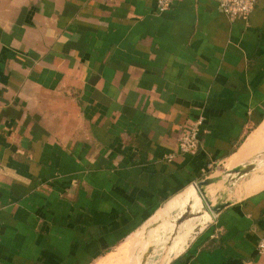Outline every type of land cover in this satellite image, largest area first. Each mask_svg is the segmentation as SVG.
Here are the masks:
<instances>
[{
    "label": "crops",
    "instance_id": "crops-1",
    "mask_svg": "<svg viewBox=\"0 0 264 264\" xmlns=\"http://www.w3.org/2000/svg\"><path fill=\"white\" fill-rule=\"evenodd\" d=\"M262 123L264 0L247 20L213 0H0V264H95L137 243ZM261 170L207 192L230 202L170 264H264Z\"/></svg>",
    "mask_w": 264,
    "mask_h": 264
},
{
    "label": "water",
    "instance_id": "water-1",
    "mask_svg": "<svg viewBox=\"0 0 264 264\" xmlns=\"http://www.w3.org/2000/svg\"><path fill=\"white\" fill-rule=\"evenodd\" d=\"M262 166H264L263 150L247 161L224 169L217 175H209L203 179L191 181L178 190L162 205L165 206L176 198L182 199L180 205L169 215H165L162 220L166 222L167 228L169 227L168 231L165 232L164 229L160 228L156 229V235L153 236L154 238L149 241L144 249L140 264H146L148 257L157 251V248L162 244L161 242L164 245L156 264H170L180 253L172 252L171 248L188 226L190 225L192 228L189 231L188 241L184 248L211 225L214 216L229 204L230 201L226 197H222L212 205L206 197L208 188L214 185L225 187L234 184ZM192 223L193 226H191ZM159 225H161V222H159Z\"/></svg>",
    "mask_w": 264,
    "mask_h": 264
},
{
    "label": "bare ground",
    "instance_id": "bare-ground-1",
    "mask_svg": "<svg viewBox=\"0 0 264 264\" xmlns=\"http://www.w3.org/2000/svg\"><path fill=\"white\" fill-rule=\"evenodd\" d=\"M262 145H264V123H262V125H260V127L246 139V141L244 142V144L240 148V150L233 157H231L229 163L227 162V164H228L227 167L231 168L233 165H235L239 161H242L243 158L250 155L252 152L257 150ZM260 175L261 176L264 175V171H262L260 173ZM257 180H258V178H257ZM262 182H264V181H262ZM262 182H256V183L258 184V183H262ZM258 185H261V184H258ZM212 187H215V185L210 186L207 190V192L210 191V194L213 192ZM255 189H257V188H255ZM181 201H182L181 198H176V199L172 200L171 202H169L168 204H166L165 206L157 207L151 213V215L146 219V221H144V223L136 230V232H134L135 235L140 234L139 241H138V243H136V245L139 247L141 252L138 253L136 256L135 255L132 256L130 258L129 264H140L144 249H145L146 245L149 243V241H151L154 238L153 236L156 235V233H157L156 229L160 228L162 230L164 229L165 232L168 231L169 227L167 228L166 222H163L162 220H163L165 215H167V214L169 215L170 212H173L175 210V208L178 205H180ZM210 203L212 205H214L217 202L212 203L210 201ZM159 222H161V225H159ZM191 226H193V223L191 224ZM191 228L192 227H190V225H189L188 228L183 233V235L181 237H179L177 242L171 248L172 252L178 254L186 246V243H187L188 237H189V231Z\"/></svg>",
    "mask_w": 264,
    "mask_h": 264
},
{
    "label": "built area",
    "instance_id": "built-area-1",
    "mask_svg": "<svg viewBox=\"0 0 264 264\" xmlns=\"http://www.w3.org/2000/svg\"><path fill=\"white\" fill-rule=\"evenodd\" d=\"M173 0H156L158 10H166ZM217 8L230 20H247L251 14L256 0H213ZM202 119L197 118L188 123L177 141V148L180 154H193L199 146V131ZM172 155L169 156V159ZM257 253L264 257V235L256 244Z\"/></svg>",
    "mask_w": 264,
    "mask_h": 264
},
{
    "label": "rangeland",
    "instance_id": "rangeland-1",
    "mask_svg": "<svg viewBox=\"0 0 264 264\" xmlns=\"http://www.w3.org/2000/svg\"><path fill=\"white\" fill-rule=\"evenodd\" d=\"M223 166H224V163L215 165V167L212 165L203 174L206 177L209 176V175H217L218 173H220V172H222L224 170ZM261 171H264V170H261ZM219 188H224V187H222L220 185ZM213 197H215V196H212V197H209V198L213 199ZM128 241L129 240H127V241L124 240L116 248L112 247L110 252H108L106 255H104L103 258H101L95 264H129L130 263L129 256L130 255H132V256L135 255L136 256L141 251H140L139 247L136 245V243L131 244V242H128ZM126 242H128V244ZM161 243L162 244H160L161 246L157 248V251L154 254H152V255H150L148 257V260H147L146 264H156L157 260L159 259L160 255L162 253V249H163V245H164L163 242H161ZM126 255H127L128 258H126Z\"/></svg>",
    "mask_w": 264,
    "mask_h": 264
},
{
    "label": "trees",
    "instance_id": "trees-1",
    "mask_svg": "<svg viewBox=\"0 0 264 264\" xmlns=\"http://www.w3.org/2000/svg\"><path fill=\"white\" fill-rule=\"evenodd\" d=\"M255 124H257V123H255Z\"/></svg>",
    "mask_w": 264,
    "mask_h": 264
}]
</instances>
